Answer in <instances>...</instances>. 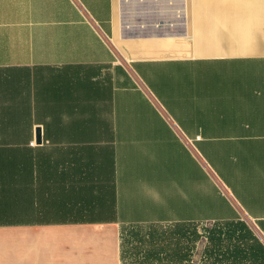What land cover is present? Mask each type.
Returning <instances> with one entry per match:
<instances>
[{
    "label": "crops",
    "instance_id": "0c3cea01",
    "mask_svg": "<svg viewBox=\"0 0 264 264\" xmlns=\"http://www.w3.org/2000/svg\"><path fill=\"white\" fill-rule=\"evenodd\" d=\"M183 223L150 262L264 264V0H0V264Z\"/></svg>",
    "mask_w": 264,
    "mask_h": 264
},
{
    "label": "trees",
    "instance_id": "16d2710c",
    "mask_svg": "<svg viewBox=\"0 0 264 264\" xmlns=\"http://www.w3.org/2000/svg\"><path fill=\"white\" fill-rule=\"evenodd\" d=\"M134 234V232L132 233ZM179 235L177 240L183 252V261L190 262L192 244L198 240L197 228L194 224H176L168 226V228H151L145 235H135L133 242L129 246L121 242V261L126 264V256L134 258L135 262L131 264H142L139 262V256L144 260L143 263H152V258L158 257L161 248H168L167 251H173L175 237ZM165 250V249H164ZM138 256V257H137ZM170 256V254H168ZM138 259V260H136Z\"/></svg>",
    "mask_w": 264,
    "mask_h": 264
},
{
    "label": "rangeland",
    "instance_id": "374dc122",
    "mask_svg": "<svg viewBox=\"0 0 264 264\" xmlns=\"http://www.w3.org/2000/svg\"><path fill=\"white\" fill-rule=\"evenodd\" d=\"M210 226L211 225H209V224L208 225L204 224V225H200V226H195V228H198V230L201 231L202 235L204 234L203 235L204 236L203 240H205V237L207 238L206 230ZM153 227L157 228V229H161V228H166L167 229L168 225L164 226V225H159V224H151V225H135V226H126V227L124 226L122 228V240L125 243V246L126 247L129 246L130 245L129 243L133 242V240L136 237L135 235H137V234L145 235ZM133 232H134V234H132ZM191 257H192V254L190 255V261H191ZM136 260H138V259H136ZM138 261L142 262V264H145V263H143L144 260L142 259L141 256H139V260ZM133 262H135L133 257L129 258V257L126 256V261H125L126 264H131ZM146 264H154V263H146Z\"/></svg>",
    "mask_w": 264,
    "mask_h": 264
},
{
    "label": "water",
    "instance_id": "95a60500",
    "mask_svg": "<svg viewBox=\"0 0 264 264\" xmlns=\"http://www.w3.org/2000/svg\"><path fill=\"white\" fill-rule=\"evenodd\" d=\"M37 135H38V136H37V141L40 142V140H41V135H39V132H37Z\"/></svg>",
    "mask_w": 264,
    "mask_h": 264
}]
</instances>
